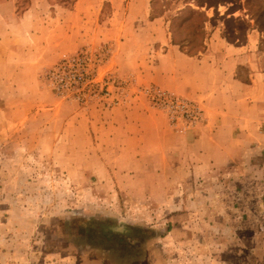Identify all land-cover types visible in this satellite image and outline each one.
I'll use <instances>...</instances> for the list:
<instances>
[{
  "label": "rangeland",
  "instance_id": "1",
  "mask_svg": "<svg viewBox=\"0 0 264 264\" xmlns=\"http://www.w3.org/2000/svg\"><path fill=\"white\" fill-rule=\"evenodd\" d=\"M215 30L236 44L255 34L264 50V0H0V264H57L58 256L60 264H96L82 234L76 240L91 251L89 260L65 248L44 261L71 239L55 236L53 225L76 227L87 217L146 228L136 239L157 230L152 264L215 263L202 242L214 234L211 199L207 214L197 208L195 182L157 181L162 167L156 177L147 168L133 171L131 156L108 144L101 128L105 112L139 96L176 132L185 130L157 92L179 96L137 86L136 70L162 43L159 36L194 55ZM201 220L207 230L195 229ZM56 238L63 239L57 246L50 242ZM137 245L122 251L140 255Z\"/></svg>",
  "mask_w": 264,
  "mask_h": 264
},
{
  "label": "crops",
  "instance_id": "2",
  "mask_svg": "<svg viewBox=\"0 0 264 264\" xmlns=\"http://www.w3.org/2000/svg\"><path fill=\"white\" fill-rule=\"evenodd\" d=\"M250 36L247 42L236 44L221 30H215L204 50L194 55L173 44L171 38L159 36L157 41L162 43L144 58L145 63L139 64L138 67H143L136 70L137 86L154 85L197 102L203 110V120L193 128L176 132L164 114L148 107L139 96L133 97L126 108L123 106L110 114L105 112V120L101 121L106 141L117 142V149L131 156L128 166L133 171L139 173L147 168L156 177L157 168L162 167L159 175L163 178L157 181L195 182L196 200H201L197 208L207 214L209 210L203 208L209 209V203L205 200L211 199L214 234L210 241L206 237L202 242L210 245L209 250L216 258L214 264H264V50L255 42L256 35ZM121 67L123 64L117 70H122ZM112 126L115 130L110 133ZM89 219L82 218L76 227L62 220L55 223L52 228L55 236L71 239L50 241L53 245L61 244L62 240L66 244L46 252L44 261L60 255L54 250L64 252L65 248L67 252L71 249L87 256L85 260L82 258L84 262L89 260L91 251L81 248L76 240L82 234L90 238L86 245L95 250L97 256L94 255L93 262L96 264H152L151 243L157 239V230L153 237L136 239L146 229L130 224L127 228L133 230L131 233L126 230L115 233L116 245L121 250L113 253L104 232L99 228L87 231L85 222ZM118 226L124 228V225ZM209 227L202 220L195 223L196 230ZM221 230L226 232L222 241L218 238ZM236 232H241L242 237L237 238ZM138 242L139 249L142 248L140 255L133 250L122 251L125 247L134 249ZM56 259L60 264L62 258Z\"/></svg>",
  "mask_w": 264,
  "mask_h": 264
},
{
  "label": "built area",
  "instance_id": "3",
  "mask_svg": "<svg viewBox=\"0 0 264 264\" xmlns=\"http://www.w3.org/2000/svg\"><path fill=\"white\" fill-rule=\"evenodd\" d=\"M157 95L160 100L158 103L168 109L170 117L175 122L180 120L184 122L186 126L182 129L197 125L203 120V110L197 102L182 97H171L167 93L160 91L157 92Z\"/></svg>",
  "mask_w": 264,
  "mask_h": 264
},
{
  "label": "trees",
  "instance_id": "4",
  "mask_svg": "<svg viewBox=\"0 0 264 264\" xmlns=\"http://www.w3.org/2000/svg\"><path fill=\"white\" fill-rule=\"evenodd\" d=\"M85 224L88 225V226H86L87 231H90V232H92L93 229H95V228H99V230L104 232L103 234L106 236V240L110 243H117L116 234H117V232H119V230H126V232H128V233H131L133 231V230L125 229V228L123 229L122 227L118 226L119 225L118 222H111L109 219L91 218V219L87 220L85 222ZM132 228H130V229H132ZM112 231H115V232H112ZM139 232H141V231H139ZM152 232H153V234H156V232H154V231H152Z\"/></svg>",
  "mask_w": 264,
  "mask_h": 264
}]
</instances>
